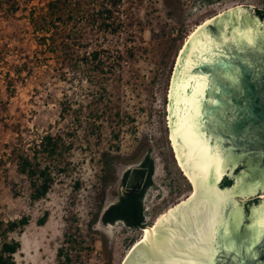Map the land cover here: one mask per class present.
I'll use <instances>...</instances> for the list:
<instances>
[{
  "label": "rangeland",
  "instance_id": "1",
  "mask_svg": "<svg viewBox=\"0 0 264 264\" xmlns=\"http://www.w3.org/2000/svg\"><path fill=\"white\" fill-rule=\"evenodd\" d=\"M71 1L73 12H52L50 0H0V219H31L11 234L22 243L16 264H63L66 254L70 264H123L142 228L102 218L126 191L124 178L151 156L146 225L191 191L167 122L182 43L235 3L264 10V0ZM49 134L66 145L52 157L36 151ZM23 153L54 167L39 201L20 172ZM240 201L247 214L258 203Z\"/></svg>",
  "mask_w": 264,
  "mask_h": 264
},
{
  "label": "water",
  "instance_id": "2",
  "mask_svg": "<svg viewBox=\"0 0 264 264\" xmlns=\"http://www.w3.org/2000/svg\"><path fill=\"white\" fill-rule=\"evenodd\" d=\"M258 10H227L183 47L170 85L169 131L196 191L149 229L123 264H264V18ZM226 177L232 184L223 186ZM234 197L258 203L247 214Z\"/></svg>",
  "mask_w": 264,
  "mask_h": 264
},
{
  "label": "trees",
  "instance_id": "3",
  "mask_svg": "<svg viewBox=\"0 0 264 264\" xmlns=\"http://www.w3.org/2000/svg\"><path fill=\"white\" fill-rule=\"evenodd\" d=\"M213 0H204L205 2H210ZM59 6H64L69 10H73L71 0H50V8L52 12L54 8ZM105 11L110 13L108 8H104ZM73 12V11H72ZM258 15L264 18V10H259ZM42 29V28H41ZM46 37H44L45 39ZM37 152L46 153L47 156L52 157L58 153V150L65 147L63 138L53 135H45L41 138L37 144ZM36 156L33 160L29 154L23 153L19 156V168L20 172L26 175L31 184V194L30 198L32 201H39L45 198L50 192L53 184L55 182V177L53 175V168L51 165H42L40 161L37 160ZM144 170L141 172L148 173V182L145 190H143L139 195L132 194L129 190L123 196H120L117 203L113 204L107 209L103 215V221L106 223H114L119 220L128 224L129 228H139L145 227L144 223V193L147 188L152 185V175L154 172V163L150 155H147L141 166ZM127 177L124 178L123 183L126 185ZM232 180L225 178L223 181V186L231 185ZM49 217V213L46 212L43 217L38 220L39 225H45ZM31 219L29 216H22L20 219L15 220H3L0 219V264H16L15 255L21 249L22 243L20 240L11 236V234L16 232H22V230L29 225ZM64 249L60 250V257L63 256ZM65 263L70 264L71 257L69 254L65 255ZM61 262V261H60Z\"/></svg>",
  "mask_w": 264,
  "mask_h": 264
},
{
  "label": "bare ground",
  "instance_id": "4",
  "mask_svg": "<svg viewBox=\"0 0 264 264\" xmlns=\"http://www.w3.org/2000/svg\"><path fill=\"white\" fill-rule=\"evenodd\" d=\"M242 5H245V4H243V3H241V2H239V3H235V4H233V5H231V6H229V7H227V8H225V9H223V10H221L220 12H218V13H216L215 15H213V16H210L209 18H207V19H205V20H203L200 24H198L188 35H187V37L185 38V40H184V42L182 43V45H181V47H180V49H179V51H178V53H177V56H176V59H177V61H178V58H179V55H180V53H181V51H182V49H183V47L185 46V44L187 43V41L190 39V37L192 36V34L197 30V29H199L205 22H207L208 20H210V19H212V18H214L215 16H217V15H219V14H221V13H224V12H226L227 10H230V9H232V8H234V7H237V6H242ZM170 89H171V86H170ZM170 89H169V99H170ZM167 115H168V118H167V122H168V129L170 130V126H169V104H168V113H167ZM168 135H169V139H170V142H171V145H172V148H173V151H174V156H175V159H176V162H177V165L179 166V168L182 170V172H183V174L185 175V177L187 178V180L189 181V183H190V185H191V191H190V193L186 196V197H184L183 199H181L180 201H178L177 203H175V204H173L172 206H170L169 208H167L165 211H163V212H161L155 219H153V222H151V224H149V225H146L145 227H143L142 228V235L133 243V245H132V247L128 250V252L126 253V255L124 256V258H126L128 255H129V253H130V251H131V249L133 248V247H135L136 245H138V243H140L144 238H145V236H146V232L149 230V229H152L156 224H157V222H159L168 212H170L172 209H174L173 207L175 206V205H177L178 203H180V202H184L185 201V199H187V198H190L194 193H195V191H196V189H195V185L193 184V182L190 180V178H189V176L185 173V171L182 169V167H181V165H180V163H179V161H178V158H177V155H176V152H175V149H174V145H173V141H172V137H171V132L170 131H168ZM261 197H264V193L261 195ZM238 202L240 201V200H238L237 199V197H234ZM247 199H250V198H247ZM246 199V200H247ZM240 203V202H239ZM176 207V206H175ZM149 218H147L146 220H148Z\"/></svg>",
  "mask_w": 264,
  "mask_h": 264
},
{
  "label": "flooded vegetation",
  "instance_id": "5",
  "mask_svg": "<svg viewBox=\"0 0 264 264\" xmlns=\"http://www.w3.org/2000/svg\"><path fill=\"white\" fill-rule=\"evenodd\" d=\"M259 11V10H258ZM257 11V13H258ZM260 16V15H259ZM261 17V16H260ZM262 18V17H261ZM144 170L142 167H139L137 169H134L132 170L129 174H128V178L126 179L127 180V183H126V191L122 194V196L128 192V190L134 194V195H139L143 190H145L146 188V185H147V182H148V173L147 172H144L142 173L141 171ZM132 176H134L132 178ZM131 179V186L128 185L129 181ZM145 196V194H144ZM143 202H144V199H143ZM118 222H121L125 225V227H128V224L124 223L123 221L119 220L117 222H114V223H109V224H115V223H118Z\"/></svg>",
  "mask_w": 264,
  "mask_h": 264
},
{
  "label": "built area",
  "instance_id": "6",
  "mask_svg": "<svg viewBox=\"0 0 264 264\" xmlns=\"http://www.w3.org/2000/svg\"><path fill=\"white\" fill-rule=\"evenodd\" d=\"M145 219H144V223H145V225L148 223V220H146L147 218L146 217H144ZM142 228V227H141Z\"/></svg>",
  "mask_w": 264,
  "mask_h": 264
}]
</instances>
